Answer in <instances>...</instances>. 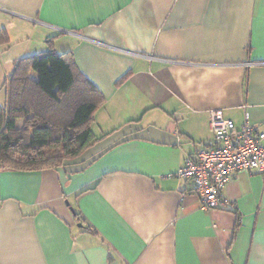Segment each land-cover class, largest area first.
I'll list each match as a JSON object with an SVG mask.
<instances>
[{"label":"crops","instance_id":"1","mask_svg":"<svg viewBox=\"0 0 264 264\" xmlns=\"http://www.w3.org/2000/svg\"><path fill=\"white\" fill-rule=\"evenodd\" d=\"M0 37V89L54 50L103 96L79 157L0 171V264H264V174L210 211L178 176L212 111L264 132V0H0Z\"/></svg>","mask_w":264,"mask_h":264},{"label":"trees","instance_id":"2","mask_svg":"<svg viewBox=\"0 0 264 264\" xmlns=\"http://www.w3.org/2000/svg\"><path fill=\"white\" fill-rule=\"evenodd\" d=\"M33 69L41 74L38 82L30 75ZM3 89L7 105H0V171L57 169L95 142L91 126L103 96L71 55L51 50L19 59Z\"/></svg>","mask_w":264,"mask_h":264},{"label":"built area","instance_id":"3","mask_svg":"<svg viewBox=\"0 0 264 264\" xmlns=\"http://www.w3.org/2000/svg\"><path fill=\"white\" fill-rule=\"evenodd\" d=\"M213 140L185 160L178 176L193 183L205 211L222 208L227 201L223 190L239 172L264 174V132L249 122L237 128L221 110L212 111Z\"/></svg>","mask_w":264,"mask_h":264},{"label":"rangeland","instance_id":"4","mask_svg":"<svg viewBox=\"0 0 264 264\" xmlns=\"http://www.w3.org/2000/svg\"><path fill=\"white\" fill-rule=\"evenodd\" d=\"M0 105L2 107H5L7 105V97H6L5 90L3 89V86L0 89ZM22 127H23L22 123L19 124L18 128L21 129Z\"/></svg>","mask_w":264,"mask_h":264},{"label":"water","instance_id":"5","mask_svg":"<svg viewBox=\"0 0 264 264\" xmlns=\"http://www.w3.org/2000/svg\"><path fill=\"white\" fill-rule=\"evenodd\" d=\"M67 204H69V203L67 202ZM71 211L75 214V211L73 208H71ZM80 226L82 227V225H80Z\"/></svg>","mask_w":264,"mask_h":264}]
</instances>
